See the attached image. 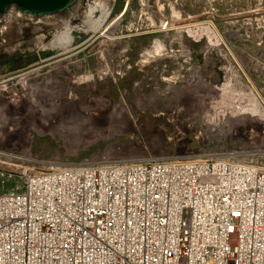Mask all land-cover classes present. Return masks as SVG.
I'll return each instance as SVG.
<instances>
[{
    "label": "rangeland",
    "instance_id": "rangeland-1",
    "mask_svg": "<svg viewBox=\"0 0 264 264\" xmlns=\"http://www.w3.org/2000/svg\"><path fill=\"white\" fill-rule=\"evenodd\" d=\"M102 1L80 0L75 11L38 22L11 15L0 28V120L2 113L11 119L0 126V148L40 165L196 156L220 145L264 152V0ZM114 21L121 22L116 35L125 37L124 50L103 48L110 68L101 77L102 35ZM156 41L164 57L142 65ZM69 56L80 68L54 76L65 95L55 82L44 87L60 94L44 105L62 113L42 115L20 76L36 71L44 83L52 63ZM153 97L158 107H138L140 98ZM117 106L130 108L131 118H111ZM208 111L221 122L212 133ZM82 124L78 133L67 132ZM13 170H0V194L22 185Z\"/></svg>",
    "mask_w": 264,
    "mask_h": 264
},
{
    "label": "built area",
    "instance_id": "built-area-1",
    "mask_svg": "<svg viewBox=\"0 0 264 264\" xmlns=\"http://www.w3.org/2000/svg\"><path fill=\"white\" fill-rule=\"evenodd\" d=\"M4 168L0 264H264V152Z\"/></svg>",
    "mask_w": 264,
    "mask_h": 264
},
{
    "label": "bare ground",
    "instance_id": "bare-ground-1",
    "mask_svg": "<svg viewBox=\"0 0 264 264\" xmlns=\"http://www.w3.org/2000/svg\"><path fill=\"white\" fill-rule=\"evenodd\" d=\"M97 4L99 3H103L102 0H94ZM91 14L92 15H95L97 13V10L95 8H92L91 9ZM95 13V14H94ZM144 13V12H143ZM178 17V16H177ZM179 18V17H178ZM23 24V23H22ZM25 26V25H24ZM18 28V27H17ZM185 28V27H183ZM22 29H23V25L21 27L18 28V34L19 36L22 34ZM110 30V29H109ZM164 30V29H163ZM114 31V30H113ZM113 31L110 30V32L113 33ZM106 33L104 35H102V38L104 39V42L101 44V48H105L106 46H110L111 44H114L115 46L116 45H119L117 44L119 40H121L122 38L121 37H114L112 36L113 34L112 33ZM72 32H69L67 34H65L64 36V39L66 38H69L71 36ZM22 37V36H21ZM66 37V38H65ZM20 38V37H19ZM34 42V41H33ZM21 43V42H20ZM19 43V44H20ZM35 43H38V44H43L42 42H40L39 40H36ZM110 43V44H109ZM118 47V50H117V54H122L124 48L123 46H117ZM17 48V47H16ZM99 52V69H98V72L101 74V77L104 76L106 73L104 71V69H107L109 70L110 68V61H109V58L105 57V54H106V51H104V49ZM166 53V50L164 48V46L161 44L160 41H156L155 42V45H154V48L151 50V52L147 53L148 56H146V58H148L147 60H143L142 61V65H145L147 64L148 62H150L151 60H161L162 57H164ZM232 54V53H231ZM146 55V54H145ZM73 57H67V58H61L60 60H57L55 61L54 63H52V69L51 71L49 70V73L52 75V78H48L47 80H45L46 82L44 83H38L36 81V77L38 76L36 73V71H32V72H29V73H26L24 74L23 76H20L22 77L21 78V86L23 87V89L26 91L25 93L27 94L29 92V90L32 91V100L33 102L39 107L41 108V113L42 115H54V116H59L61 115L62 112H58V108L59 106H55L54 104L52 103H45L44 105V102H47V101H50L52 102L58 95V93L55 92V94L53 92H45L44 91V87L45 85H51L52 82L56 83V85H58V89H57V92H60V93H63L62 91L63 90H59V82L55 81V75L58 74V73H61V71H63V68L66 67L69 68L70 66H73L75 69H79L80 68V65L79 63L77 62H74L72 60ZM51 68V67H50ZM35 70V69H34ZM118 69H116L115 73L118 74ZM69 72H67L66 75H69ZM111 74V73H110ZM114 74V73H113ZM112 74V75H113ZM110 75L109 77L112 79L113 76ZM54 83V84H55ZM53 86V85H52ZM56 87V86H54ZM93 93H97V90H92ZM26 94H24L25 96H27ZM71 94V93H70ZM68 95L71 97H73V95ZM62 95H65V93H63ZM55 96V97H54ZM45 97V100L46 101H41L42 99H44ZM46 97H51V98H48L46 99ZM53 97V98H52ZM75 98V97H73ZM65 99V98H64ZM213 99V98H212ZM215 100V99H213ZM160 101H158V99H155L154 97L152 99H143V98H140L138 100V107L139 108H142L144 110L148 109L149 107H151L153 104L156 105L158 107L157 104H159ZM216 102V101H215ZM214 103V102H213ZM49 104V105H48ZM93 103H91L92 105ZM121 105V104H120ZM209 105V104H208ZM211 105V104H210ZM212 107V106H211ZM4 109V108H3ZM210 109V108H209ZM60 110V109H59ZM90 110V109H89ZM208 110V109H207ZM3 111V110H0V112ZM247 111V110H246ZM66 113V112H65ZM155 113H158V111H155ZM4 118H6L5 120H0V126L3 127L4 124H7V122H10V117L6 114V113H2ZM131 115H132V112L130 110V108H126V107H123V106H117L114 108V111L112 112V115H111V118H115V117H126V118H131ZM205 122L208 124L209 126V133H212L213 132V127L220 122V119H219V115H218V112L215 111L213 114L210 113V111H208L205 115ZM12 117V116H11ZM236 116L232 117V120L236 121ZM85 119V118H84ZM230 120L232 123H235L234 121ZM13 121V120H12ZM84 121V120H83ZM85 122V121H84ZM82 122V123H84ZM86 124V123H85ZM236 124V123H235ZM79 127V128H78ZM82 127H84V124L82 125H78L77 127H72L70 128L68 131L66 129H64L63 127L61 128L62 130L60 131L61 133H65L66 131L69 132V134H75L80 128L82 129ZM4 128V127H3ZM69 128V127H68ZM78 133V132H77ZM208 133V132H207Z\"/></svg>",
    "mask_w": 264,
    "mask_h": 264
},
{
    "label": "water",
    "instance_id": "water-1",
    "mask_svg": "<svg viewBox=\"0 0 264 264\" xmlns=\"http://www.w3.org/2000/svg\"><path fill=\"white\" fill-rule=\"evenodd\" d=\"M80 0H0V28L11 15L38 22L75 11Z\"/></svg>",
    "mask_w": 264,
    "mask_h": 264
},
{
    "label": "flooded vegetation",
    "instance_id": "flooded-vegetation-1",
    "mask_svg": "<svg viewBox=\"0 0 264 264\" xmlns=\"http://www.w3.org/2000/svg\"><path fill=\"white\" fill-rule=\"evenodd\" d=\"M145 3H146V2L143 0V1H142V4L144 5ZM145 11H146V10H145ZM120 23H121V22H117V23H116L115 21H114L113 23L110 22V27L107 29L106 33L109 34L110 30H111V31L114 30L113 33H112V32H110V33L113 34L112 36L116 37V36H117V35H116V31H117V28L120 26ZM109 29H110V30H109ZM117 37H121V38H122V39L119 40L118 43H117V44H119V45H116V46H115L114 44H111V45H113L114 47H116L117 50H118V47H117V46H120V45L123 46V45L120 43V41H122L123 39H125V37H123V36H117ZM109 48H110V47H109ZM123 48H124V46H123ZM117 50L115 49L116 55H117V53H118ZM106 57H107V55H106ZM107 58H108V57H107ZM109 61H110V58H109Z\"/></svg>",
    "mask_w": 264,
    "mask_h": 264
}]
</instances>
